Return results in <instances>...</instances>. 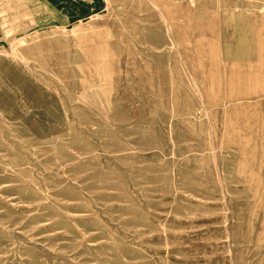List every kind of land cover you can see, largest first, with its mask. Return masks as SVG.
Returning <instances> with one entry per match:
<instances>
[{
  "label": "rangeland",
  "instance_id": "obj_1",
  "mask_svg": "<svg viewBox=\"0 0 264 264\" xmlns=\"http://www.w3.org/2000/svg\"><path fill=\"white\" fill-rule=\"evenodd\" d=\"M0 264H264V0H0Z\"/></svg>",
  "mask_w": 264,
  "mask_h": 264
}]
</instances>
